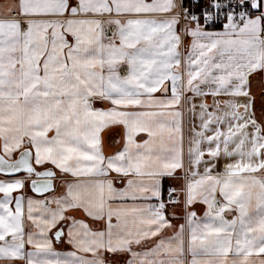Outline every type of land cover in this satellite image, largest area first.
I'll list each match as a JSON object with an SVG mask.
<instances>
[{
  "label": "snow or ice",
  "instance_id": "6c2138e0",
  "mask_svg": "<svg viewBox=\"0 0 264 264\" xmlns=\"http://www.w3.org/2000/svg\"><path fill=\"white\" fill-rule=\"evenodd\" d=\"M0 177V264H264V0H0Z\"/></svg>",
  "mask_w": 264,
  "mask_h": 264
},
{
  "label": "crops",
  "instance_id": "0c3cea01",
  "mask_svg": "<svg viewBox=\"0 0 264 264\" xmlns=\"http://www.w3.org/2000/svg\"><path fill=\"white\" fill-rule=\"evenodd\" d=\"M209 102H211V97H209ZM106 150H111L110 148H106ZM0 178H4V177H0ZM200 211V214H202V209L199 210Z\"/></svg>",
  "mask_w": 264,
  "mask_h": 264
}]
</instances>
